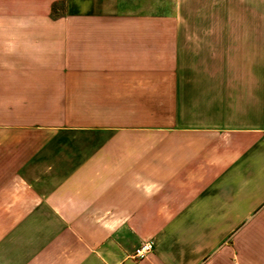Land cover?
Returning a JSON list of instances; mask_svg holds the SVG:
<instances>
[{
  "label": "crops",
  "instance_id": "0c3cea01",
  "mask_svg": "<svg viewBox=\"0 0 264 264\" xmlns=\"http://www.w3.org/2000/svg\"><path fill=\"white\" fill-rule=\"evenodd\" d=\"M257 255L264 0H0V264Z\"/></svg>",
  "mask_w": 264,
  "mask_h": 264
},
{
  "label": "built area",
  "instance_id": "2783aa9c",
  "mask_svg": "<svg viewBox=\"0 0 264 264\" xmlns=\"http://www.w3.org/2000/svg\"><path fill=\"white\" fill-rule=\"evenodd\" d=\"M155 250V243L150 241V242H145L143 243L139 248H137L132 256V258L136 261L144 260L147 258L149 254L154 252Z\"/></svg>",
  "mask_w": 264,
  "mask_h": 264
},
{
  "label": "rangeland",
  "instance_id": "374dc122",
  "mask_svg": "<svg viewBox=\"0 0 264 264\" xmlns=\"http://www.w3.org/2000/svg\"><path fill=\"white\" fill-rule=\"evenodd\" d=\"M62 7V6H61ZM61 7H58V11H56L55 9V15L53 16V18H59L60 16H63L65 15L64 12H62L63 8ZM250 262H253V264H264V256L263 255H260V256H254V259L251 261L249 260Z\"/></svg>",
  "mask_w": 264,
  "mask_h": 264
}]
</instances>
